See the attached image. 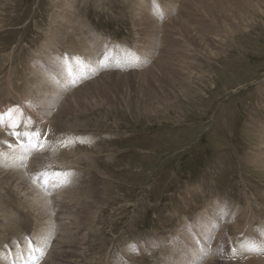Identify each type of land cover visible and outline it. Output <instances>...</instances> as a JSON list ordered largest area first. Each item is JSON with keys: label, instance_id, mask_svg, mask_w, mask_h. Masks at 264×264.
<instances>
[{"label": "rangeland", "instance_id": "1", "mask_svg": "<svg viewBox=\"0 0 264 264\" xmlns=\"http://www.w3.org/2000/svg\"><path fill=\"white\" fill-rule=\"evenodd\" d=\"M176 1L0 0V264L264 260V0Z\"/></svg>", "mask_w": 264, "mask_h": 264}, {"label": "bare ground", "instance_id": "2", "mask_svg": "<svg viewBox=\"0 0 264 264\" xmlns=\"http://www.w3.org/2000/svg\"><path fill=\"white\" fill-rule=\"evenodd\" d=\"M65 1H66V0H65ZM170 1H171V0H170ZM177 1H178V0H177ZM177 1H176V2H177ZM180 1H181V0H180ZM200 1L203 2L204 0H200ZM61 2H62V0H61ZM61 2H60V0H59L58 3L60 4ZM184 2H185V6H187V5L189 4V1H188V0H184ZM169 3H170V5L173 4V3H171V2H169ZM187 3H188V4H187ZM61 4L64 5L63 2H62ZM62 5H61V6H62ZM223 6H224V5H223ZM135 7H136V5H135ZM187 7H188V6H187ZM164 8H165V7H164ZM164 8H163V9H164ZM75 9H76V8H75ZM171 9H173V8H171ZM71 10H72V9H71ZM61 11H62V10H61ZM64 11H65V10H64ZM170 12H171V11H170ZM173 12H174V11H173ZM173 12H172V13H173ZM67 13H68V12H67ZM136 14H137V13H136ZM152 14H153V13H152ZM66 15H67V14H66ZM74 15H75V13H74ZM151 16H152V15H151ZM65 17H67V16H65ZM68 17H69V16H68ZM68 17H67V18H68ZM75 17H76V16H75ZM138 17H139V16H138ZM141 17H143V16H141ZM154 17H155V16H154ZM69 18H70V17H69ZM76 18H77V17H76ZM146 18H147V17H146ZM166 18H167V17H166ZM174 18H175V17H174ZM229 18H230V17H229ZM71 19H72V17H71ZM137 19H140V18H137ZM150 19H151V18H150ZM150 19H149V23H150ZM168 19H169V18H168ZM67 20H68V19H67ZM73 20H75V19H73ZM145 20H148V19H145ZM157 20H158V19H157ZM166 20H167V19H166ZM64 21H66V20H64ZM174 21H175V20L173 19L172 22H174ZM60 22H61V21H60ZM69 22H70V21H69ZM74 22H76V21H74ZM77 22H78V21H77ZM77 22H76V25L78 24ZM136 22H137V21H136ZM140 22H143V21L140 19V21L137 22V23L140 24ZM161 22H162V21H161ZM167 22H168V20H167ZM172 22H171V23H172ZM133 23H134V22H133ZM149 23H147V21H146V23L143 22V23H141V24H144V25H145V28L147 29L146 31H148V32L151 31V34H152V33H153V34H156V33H155V32H156L155 30L158 28V27L156 28L157 25H155V24H149ZM61 24H63V23L61 22ZM70 24H71V23H70ZM65 25H66V24H65ZM72 25H73V24H71V26H72ZM222 25H223V24H222ZM61 26H62V25H61ZM67 26H68V25H67ZM69 26H70V25H69ZM73 26H74V25H73ZM138 26H139V25H138ZM142 26H143V25H142ZM142 26H141V27H142ZM224 27H225V26H224ZM64 28H65V27H64ZM70 28H76V27H70ZM145 28H143V29H145ZM164 28H165V26H164ZM140 30H141V29H140ZM56 31H58V30H56ZM142 31H144V30H142ZM163 31H164V30H163ZM211 32H212V31H211ZM57 33H58V32H57ZM215 33H216V32H215ZM58 34H59V33H58ZM61 34H62V33H61ZM143 34H145V33H143ZM62 35H63V34H62ZM60 36H61V35H60ZM64 36H65V35H64ZM144 36H146V35H144ZM56 37H57V35H56ZM148 37H149V36H148ZM153 37H154V36H153ZM53 39H54V38H53ZM58 39H59V38H58ZM64 39H65V37H64ZM149 39H150V38H149ZM149 39H148V40H149ZM152 39H153V38H152ZM55 40H56V39H55ZM61 40H62V39H61ZM148 40H147V41H148ZM201 40H202V39H201ZM64 41H65V40H64ZM92 41H93V40H92ZM151 41H152V40H151ZM78 42H79V41H78ZM95 42H96V41H95ZM50 43H51V42H50ZM154 43H155V42H154ZM201 43H202V42H201ZM79 44L82 45L83 43L81 44V43L79 42ZM147 44H148V43H147ZM80 45H79V46H80ZM106 45H107V44H106ZM153 45H154V44H153ZM42 46H44V45H42ZM48 46H49V44H48ZM52 47H53V46H52ZM72 47H73V46H72ZM72 47H71V48H72ZM83 47H84V45H83ZM112 47H113V46H112ZM59 48H60V47H59ZM98 48H100V47H98ZM72 49H73V48H72ZM80 49H82V47H80ZM111 49H112V48H111ZM122 49H123V48H122ZM82 50H84V49H82ZM85 50H86V49H85ZM123 50H124V49H123ZM38 51H40V49H39ZM56 51H57V50H56ZM56 51H55V52H56ZM80 51H81V50H80ZM126 51H127V50H126ZM59 52H60V51H59ZM85 52H86V51H85ZM85 52L83 51V53H85ZM45 53H46V51H45ZM71 53H72V55H74L73 52H71ZM81 53H82V52H81ZM89 54H90V53H88V54L86 55V57H87ZM92 54H93V53H92ZM53 55H54V54H53ZM77 55H78V54H77ZM80 55L83 56V54H80ZM49 56H50V55H49ZM93 56H94V55H93ZM100 56H101V55H100ZM50 57H51V56H50ZM98 57H99V56H98ZM132 57H133V56H132ZM125 60H126V59H125ZM133 60H134V59H133ZM91 61H92V60H91ZM92 62H93V61H92ZM169 62H170V61H169ZM126 66H127V65H126ZM29 68H30V67H29ZM37 68H38V67H37ZM159 68H160V67H159ZM93 70H94V69H93ZM148 70H149V69H148ZM151 70H153V69H151ZM159 70H160V69H159ZM97 71H98V70H97ZM39 72H40V71H39ZM56 72H57V71H56ZM145 72H146V71H145ZM142 73H144V72H142ZM59 74H60V73H59ZM121 76H122V75H120V77H121ZM132 76H133V75H132ZM47 77H48V76H47ZM122 77H123V76H122ZM138 77H139V76H138ZM32 79H33V78H32ZM96 79H97V78H96ZM39 80H40V79H39ZM39 80H38V81H39ZM92 81H93V80H92ZM27 82H28V81H27ZM27 82H26V83H27ZM36 82H37V81H36ZM94 82H95V80H94ZM123 83H124V82H123ZM140 83H141V82H140ZM38 84H39V83H38ZM50 84H51V83H50ZM85 84H86V83H85ZM95 84H96V83H95ZM142 85H143V84H142ZM52 86H53V85H52ZM66 87H67V86H66ZM83 87H84V85H83ZM33 88H34V87H33ZM48 88H49V87H48ZM86 88H88V87H86ZM140 88H141V87H140ZM88 89H89V88H88ZM49 90H50V89H47V90H45V91L48 92ZM36 91H37V90H36ZM50 91H51V90H50ZM56 91H57V90H56ZM59 91H60V90H59ZM73 91H74V93H75V91H77V89H76V90H73ZM80 91H81V90H80ZM104 92H106V90H105ZM45 93H46V92H45ZM70 93H71V92H70ZM76 93H77V92H76ZM76 93H75V96H77ZM53 94H54V93H53ZM56 94H57V92H56ZM71 94H72V93H71ZM2 96H3V95H2ZM43 96H44V95H43ZM47 96H48V94H47ZM62 96H63V95H62ZM45 97H46V96H44L43 98H45ZM58 97H59V96H58ZM27 98H28V97H27ZM53 98H54V97H53ZM53 98H52V99H53ZM59 98H60V97H59ZM78 98H79V97H78ZM63 99H65V98H63ZM43 100H44V99H43ZM45 100H46V99H45ZM53 100H54V99H53ZM55 100H56V99H55ZM3 101H4V100H3ZM9 101H10V100H9ZM25 101H26V100H25ZM50 101H51V99H50ZM56 101H57V100H56ZM56 101H54V102L56 103ZM1 102H2V101H1ZM22 102H23V101H22ZM59 102H62V101H59ZM36 103H37V102H36ZM62 103H63V102H62ZM64 103H66V101H65ZM64 103H63V104H64ZM0 104L2 105V103H0ZM57 105H58V104H57ZM57 105H56V106H57ZM51 107H52V109H54V106H51ZM58 107L60 108V109H59V112H60L61 108H64V105H60V106H58ZM55 108H56L55 110H57V107H55ZM68 108H69V107H68ZM68 108H67V109H68ZM45 109H46V108H45ZM45 109H44V108H41V109L38 110L37 115H38V116H39V115H42V116H39V118L41 117L40 119H42V117H46V115H48V110H45ZM62 110H63V109H62ZM50 111H51V110H50ZM63 111H64V110H63ZM52 112H54V111H52ZM59 112L55 111V113H54V115H53V117H52L51 120H53V119L56 120L57 118H59V116H58ZM49 113H50V112H49ZM52 114H53V113H52ZM57 116H58V117H57ZM51 120H50V121H51ZM48 121H49V120H48ZM42 127H43V126H42ZM47 128H48V127H47ZM20 129H21V128H20ZM20 129H19V130H20ZM25 129H26V128H25ZM17 130H18V129H17ZM26 130H27V129H26ZM26 130H25V131L22 130V131L27 132ZM10 131H11V130H10ZM28 132H29V131H28ZM45 132H46V131H45ZM19 133H20V132H19ZM21 133H22V132H21ZM49 133H50V132H49ZM45 135H46V134H43V136H45ZM2 136H3V135H2ZM2 136L0 135V138H2ZM4 136H5V135H4ZM50 136H51V135H50ZM9 137H10V136H9ZM48 137H49V134H48ZM7 139H8V138H7ZM49 139H50V138H49ZM46 140H48V139H46ZM7 141H8V140H7ZM7 141H6V142H7ZM90 141H91V140H90ZM3 142H4V141H3ZM19 143H20V142H19ZM20 144H21V143H20ZM1 146L3 147V145H1ZM4 148H5V145H4ZM6 148H7V147H6ZM11 148H12V147H11ZM9 149H10V148H9ZM19 152H20V151L15 150V153H19ZM55 155H57V154H55ZM59 155H62V154H59ZM59 155H58V156H59ZM260 155H261V154H260ZM30 156H31V155H30ZM51 156H52V155H51ZM58 156H57V157H58ZM255 156H256V155H255ZM54 157H55V156H54ZM57 157H56V158H57ZM64 157H65V156H64ZM258 157H259V156H258ZM31 158H32V157L29 158V159H30V160H29V161H30V162H29V165H30V163L33 162V161H31V160H32ZM37 159H38V157H37ZM263 159H264V158H263ZM38 160H39V159H38ZM54 161H55V160H53V157H47V159L44 161V164H48V165H51V166H52V165H55V164H54ZM59 162H60V161H59ZM42 163H43V162H42ZM259 164H260L261 166H263V165L261 164V162H259ZM57 165H58V164H57ZM61 165H62V164H61ZM67 165H68V164H67ZM256 165H257V164H256ZM12 166H13V165H12ZM0 167H1V166H0ZM19 168H20V167H19ZM8 169H9V168H8ZM9 170H11V169H9ZM9 170H8V171H9ZM6 174H7V176H8L7 179H16V180H17V179H20V178H21V174H22V172H21L20 169H18V168H17V169L12 168V172H7ZM5 176H6V175H5ZM2 179H3V178H2ZM2 179H1V180H2ZM12 181H14V180H12ZM17 181H18V180H17ZM0 182H1V181H0ZM27 183H29V182H27ZM4 184H5V183H4ZM29 185H30V183H29ZM29 185H28V186H29ZM20 186H21V185H20ZM29 187H31V186H29ZM37 196H39V195H37ZM34 197H35V196H34ZM42 197H43V196H42ZM36 198H37V197H36ZM39 199H40V198H39ZM46 202H47V201H46ZM33 203H34V202H33ZM37 203H38V202H37ZM61 203H62V202H61ZM61 203H60V204H61ZM222 203H223V202H222ZM33 205H34V204H33ZM52 206H53V205H52ZM56 206H57V205H56ZM219 206H220V205H219ZM37 208H38V207H37ZM37 208H36V209H37ZM238 209H239V208H238ZM43 211H44V210H43ZM31 212H32V211H31ZM218 212H219V211H218ZM240 212H243V211H240ZM39 213H40V212H39ZM47 213H48V212H47ZM221 213H223L224 215L226 214L225 211H221ZM56 214H57V213H56ZM240 214H241V213H240ZM42 215H43V214H42ZM42 215H41V216H42ZM43 216H44V215H43ZM220 216H222V214H220L219 217H220ZM29 217H30V216H29ZM53 217H54V216H53ZM55 217H56V216H55ZM56 218H57V217H56ZM56 218H55V219H56ZM46 219H47V218H46ZM228 220H230V219H228ZM235 222H236V221H235ZM212 227H213V225H209V224H208L207 229H206L207 233L209 232V230H212V229H211ZM203 237H204L203 240H206V236L204 235ZM215 239H216V238H215ZM261 240H262V239H261ZM215 241H216V240H215ZM159 243H160V242H159ZM159 245H160V244H159ZM258 251H259V249H258ZM237 252H238V251H237ZM258 257H259V256H258ZM261 259H262V258H261ZM247 260H248L247 258H246V259L243 258L244 264H245V262H251V263H252V261H247ZM255 260H256V258H255ZM257 260H258V259H257ZM259 260H260V259H259ZM24 261H25V260H24ZM192 261L195 262L196 260L194 259V260H192ZM209 261H210V260H209ZM241 261H242V258H241ZM235 262H236V261H235ZM237 262H238V260H237ZM20 263H21V262H20ZM210 263H211V262H210ZM214 263H215V262H214ZM216 263H217V262H216ZM260 263L263 264V263H264V260H263L262 262H259V264H260ZM205 264H206V263H205ZM207 264H209V263H207ZM231 264H232V263H231ZM240 264H241V263H240ZM242 264H243V263H242ZM247 264H250V263H247ZM253 264H254V263H253Z\"/></svg>", "mask_w": 264, "mask_h": 264}, {"label": "snow or ice", "instance_id": "3", "mask_svg": "<svg viewBox=\"0 0 264 264\" xmlns=\"http://www.w3.org/2000/svg\"><path fill=\"white\" fill-rule=\"evenodd\" d=\"M5 115L6 114H4V113H0V127H4V128H9V129H15V128H17V127H19V124H17V123H10V124H6L5 123ZM8 115V118H9V120L11 119V114L9 113V114H7ZM12 135H13V137L14 138H17L18 139V137H19V135H20V133L19 132H16V131H13L12 132ZM35 135L37 136V139H38V141L40 140V139H45L46 137H44L43 136V134H41V133H35ZM37 147H41L42 148V145H36ZM42 175H43V173H42ZM233 254L235 255V249L233 250Z\"/></svg>", "mask_w": 264, "mask_h": 264}]
</instances>
